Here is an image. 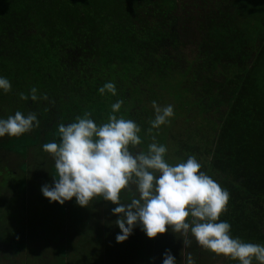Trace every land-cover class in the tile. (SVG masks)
<instances>
[{
  "label": "trees",
  "instance_id": "trees-1",
  "mask_svg": "<svg viewBox=\"0 0 264 264\" xmlns=\"http://www.w3.org/2000/svg\"><path fill=\"white\" fill-rule=\"evenodd\" d=\"M0 76L11 83L0 91V117L34 112L39 121L0 137V171L23 175L0 182V264H78L99 247L104 264H162L165 250L177 264L189 253L195 264H238L171 231L148 238L137 227L117 243L111 202L95 197L81 207L75 198L61 205L43 197L55 168L42 145L59 143L57 126L85 112L106 122L118 99L117 115L141 129L134 151L155 137L169 163L195 156L230 193L219 219L231 235L264 244V0H0ZM109 81L115 96L98 92ZM33 87L47 98H20ZM153 101L174 108L159 128L150 123ZM128 195L122 190V203ZM47 219L67 221L78 236ZM84 247L80 260L71 258Z\"/></svg>",
  "mask_w": 264,
  "mask_h": 264
},
{
  "label": "clouds",
  "instance_id": "clouds-1",
  "mask_svg": "<svg viewBox=\"0 0 264 264\" xmlns=\"http://www.w3.org/2000/svg\"><path fill=\"white\" fill-rule=\"evenodd\" d=\"M11 90L8 78L0 76V91ZM116 95L114 82H106L98 92ZM35 87L21 99H46L37 96ZM123 100L111 104L107 121L97 123L89 112L75 117L71 123L57 126L59 143H44L42 148L54 160L55 175L51 184L41 186L43 197L63 205L75 203L87 207L95 197L115 205L111 213L117 217V243L124 242L139 227L146 237L171 231L182 237L189 235L196 243L216 255L238 261V264H264V244L245 242L231 235V225L219 217L226 211L230 193L219 182L201 171L198 159L190 155L172 164L165 158L164 144L153 142L146 150L134 151L141 144L140 126L117 115ZM152 128L167 124L174 115L172 104L153 101ZM39 121L34 112L16 111L0 117V137H18L29 132ZM122 190L129 202L122 203ZM184 247L190 240L182 239ZM162 264H177L170 250L163 253ZM185 264H195L191 253Z\"/></svg>",
  "mask_w": 264,
  "mask_h": 264
},
{
  "label": "rangeland",
  "instance_id": "rangeland-1",
  "mask_svg": "<svg viewBox=\"0 0 264 264\" xmlns=\"http://www.w3.org/2000/svg\"><path fill=\"white\" fill-rule=\"evenodd\" d=\"M21 175V178H23V175L21 174V173H15L14 174V172H11V171H7L6 169H3V171H0V182L1 183H4L5 181H6V179H5V177H8L9 179H10V181L12 182L13 181V183L15 182V179L14 178H16V177H19ZM8 182V181H7ZM9 185H11V184H9ZM8 187V186H7ZM10 188V187H9ZM8 188V189H9ZM4 202V199H1V201L0 202ZM4 205V204H3ZM18 205V204H17ZM0 206H2V204L0 205ZM5 212H6V210H5ZM59 220V219H58ZM58 220H44L45 222H46V225L47 226H52L56 231H58V232H60V233H62V232H65V231H67L68 232V234L70 235L71 234V236H72V238H75V237H77L78 235H76V233H75V229H71L70 228V225H68V222L67 221H65V223H62V224H57V221ZM61 221L60 222H63L64 220H62V219H60ZM24 223H26V221H24V220H20V225H23ZM0 224H2V222H0ZM8 225V224H7ZM9 226V225H8ZM59 229H62V231H59V230H57V228ZM22 229L20 228V231H21ZM13 231H14V229H13ZM23 232H25L24 230H22ZM133 233H134V230H133ZM132 233V235H135V234H133ZM63 234V233H62ZM174 240H180V238H173ZM76 240H78V239H76ZM100 248V251H98L97 253H96V255L94 256L93 255V252L94 251H90V252H88L89 251V249L88 248H86V247H84V249L83 250H81V251H77L76 253H74V254H72L71 255V258H73V257H79V260L81 259V257L82 256H84L87 252V254H86V256H85V258H83L82 260H81V262H78V264H83V263H87V264H104L103 263V257H102V254H103V249L101 248V247H99ZM72 250V249H71ZM68 257L70 256V252H67V253H65ZM92 256V257H91ZM29 260V259H28ZM75 260V259H74ZM74 260H72L71 262H70V264H76L75 262H74ZM37 261H39L38 262V264H44V260H41V259H38ZM52 262H55V258H52V260H51ZM95 261V262H94ZM30 262V261H29ZM65 262L68 264V262H69V260H68V258H66L65 259ZM29 264V263H28Z\"/></svg>",
  "mask_w": 264,
  "mask_h": 264
}]
</instances>
